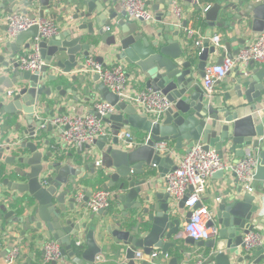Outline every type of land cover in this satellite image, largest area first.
<instances>
[{
  "label": "water",
  "instance_id": "obj_1",
  "mask_svg": "<svg viewBox=\"0 0 264 264\" xmlns=\"http://www.w3.org/2000/svg\"><path fill=\"white\" fill-rule=\"evenodd\" d=\"M59 1L0 0V16L2 11L12 12L14 5L22 4L23 11L31 16L37 14L30 9L37 7L39 16L44 17L45 12H49L68 27L39 40V52L46 63L41 72L22 69L17 62L18 51L28 48L31 40L40 36L37 24L14 37L6 35L4 47L0 46V110L3 113L0 125L11 122L6 116H23L27 122L23 132L30 139L20 144L22 151L15 147L12 154H8L11 139L4 138L0 142V227H4V220L23 223L25 230L31 229L34 236L43 239L47 231L61 243L64 260L71 264H94L102 248L95 239L94 228L87 221L79 220L85 217L81 209L85 208L92 192L85 191L81 201L77 197L84 171L92 169L88 177L95 176L91 181L102 182L101 187L105 189L113 188V199L124 210L121 217L109 208H100L94 216H109V220L116 222L112 228L107 226V230L121 244L119 253L124 251L129 264H151L154 258L150 261L147 258L155 248L166 254L170 247H178L181 225L189 221L192 214L191 209L183 216L179 212L186 208L184 202L188 195L174 203L165 185H160L152 196V169L157 170V183L161 184L167 172L176 168L169 148L171 141L175 142L176 149L182 148L183 141H187V150L199 141L205 149L214 148L221 157L237 149L243 150L242 156L244 148L250 147L258 159L254 178L264 181V65L250 61L244 66L240 60L230 67L226 74L236 83L222 99L207 95L199 82V77L205 76L211 54L218 52L216 63H221L225 56L234 57L240 51L239 47L232 50L228 41L212 42V28L220 10L245 4V28L258 32L264 28V0L212 3L205 13L206 36L195 53L192 48L182 46L187 36L181 40L175 37L180 33V26H187V20L174 23L176 17L170 9L174 0H146L154 11L152 20L132 18L125 9L117 8L118 0H67V6L57 16ZM186 2L189 5L192 0ZM82 30L86 32H80ZM93 41L110 47L106 53L131 65L146 88L161 91L172 105L161 118L153 120L133 104L119 100L100 79L99 73H93L96 83L93 90L101 92V98L114 105L116 111L101 115L94 106L91 108L92 113L101 116L109 125L110 134L83 143L79 147V153L83 154L76 165L66 162L64 153L42 148L50 145L49 137L44 143L42 137L53 132L54 126L50 122L43 126L45 117L40 113L54 115L55 110L46 105L59 102V98L52 96L54 90L61 96L66 92L77 94L75 85L65 86L67 81L78 80L77 74L66 76V73L73 68H84L81 58L90 55ZM238 41L241 45L245 43L244 38ZM195 56L197 64H194ZM95 57L106 64L102 54ZM51 66L55 71H51ZM9 89L13 90L12 95L7 94ZM16 126L21 130L20 124ZM129 128L134 134L123 136L122 129ZM3 163H17L18 166L7 171ZM12 171L17 174L15 179L10 178ZM214 174L227 181V196L208 221V225L217 226V232L208 239L195 240L187 236L185 241L203 249L214 264H259L261 257L252 258L256 248L248 252L243 249L244 236L255 227L253 215L258 208L255 195L252 191H244L235 171H231L238 183L234 189L225 170L219 169ZM4 187L21 194L30 210L26 216L14 209L7 210ZM199 205L197 203L194 208ZM105 239L109 241L108 237ZM138 252L145 258L137 261ZM6 253L7 250L3 254ZM171 263L176 264L177 258L172 257Z\"/></svg>",
  "mask_w": 264,
  "mask_h": 264
},
{
  "label": "built area",
  "instance_id": "obj_2",
  "mask_svg": "<svg viewBox=\"0 0 264 264\" xmlns=\"http://www.w3.org/2000/svg\"><path fill=\"white\" fill-rule=\"evenodd\" d=\"M120 6L132 17L138 19L142 17L152 20L154 13L146 0H118ZM201 7L203 15L210 7L211 3L204 0H195V5ZM172 10L177 20L182 21L185 7L177 0L173 1ZM7 31L9 35L30 27L33 24L39 26V37L33 39V46L30 50L21 53L17 57L18 65L22 69L31 72H41L45 66V60L39 52V40L41 38L52 37L59 33V23L53 18H43L39 15L31 16L21 11L10 12L5 16ZM185 34L193 39L192 48L195 51L202 44V36L193 26H185ZM215 44L220 43V35L214 34L211 37ZM244 64L254 61L255 63L264 62V28L258 31L256 36L248 42L234 57L225 56L221 63H209L205 68L203 77V87L207 95L213 96L215 85L225 77L227 70L239 61ZM51 71L55 67L51 66ZM88 72L99 73L100 79L119 96V100L133 104L139 112H143L153 120L161 118L165 110L172 105V102L161 91L151 88H137L129 81V74L126 67L121 62H109L103 64L94 55H89L82 69ZM8 95L13 94V90L7 91ZM93 106L101 114L114 113V105L104 99H96ZM50 122L57 130L56 143L52 146L57 154L65 152L67 148L80 147L83 143L91 141L95 137L110 134L109 125L101 116L94 113L68 114L57 113L51 117H45L43 126ZM130 132H123V136H130ZM258 159L250 147L244 149V154L235 162H225L220 154L214 149H205L197 141L189 150L177 158L176 168L167 172L164 177L166 190L172 197L174 203H178L183 196L188 195L184 204L187 209L192 210L189 221L185 222L183 231L187 236L195 240L208 239L217 232L216 225H208V221L213 216V210L204 202L202 196L206 189L209 177L217 170L235 171L236 177L249 191H253V181L255 176ZM84 194L79 192L77 197L82 199ZM114 197V190L102 187L96 188L89 196L86 207L89 211L96 212L100 208L108 209ZM220 200V198H217ZM200 203L199 206H194ZM243 249L248 252L263 243L261 234L255 230L248 232L243 239ZM2 241L0 240V245ZM44 255L41 264L51 263L52 261L62 262L61 243L55 239H48L44 242ZM20 253V247L13 245L9 254L5 258L4 264L13 263ZM157 252H152L148 257L155 258ZM143 253H137V260L143 258ZM167 255V254H166ZM192 257L193 252H188ZM145 256V255H144ZM98 260L100 256L97 257ZM205 257L198 258L194 264H203ZM117 264H129L124 260Z\"/></svg>",
  "mask_w": 264,
  "mask_h": 264
},
{
  "label": "crops",
  "instance_id": "obj_3",
  "mask_svg": "<svg viewBox=\"0 0 264 264\" xmlns=\"http://www.w3.org/2000/svg\"><path fill=\"white\" fill-rule=\"evenodd\" d=\"M179 3H181L185 7V11L183 14L182 19L187 20V25L188 26H193L194 28L197 29L198 34L202 36V40L206 36V32L208 30V24L207 20L204 18L198 23L195 24V22L191 18V14L193 9L195 8V0H192V2L187 5L186 0H177ZM219 2L227 3L228 1L231 0H218ZM235 3H238L239 0H232ZM152 2H155L153 0ZM67 0H60L59 1V7H57V16H60L62 14V9L67 6L66 5ZM53 4V2H51ZM212 4V3H211ZM116 6L119 9H122L118 1L116 2ZM151 8V5H149ZM163 6V4H161ZM236 7H229L227 9H221L218 15V20L216 25L212 28V35L214 34H219L220 35V43H223V41H228L230 42V48L232 50H237L242 49L248 42H250L257 34V32H253L250 29L245 28L246 26L244 25V15L247 13L245 9V4L244 5H238L235 4ZM172 6H170V9ZM24 6L21 5H14L12 12L14 11H23ZM152 10V8H151ZM163 10H166V8H163ZM1 11V10H0ZM31 12L36 13L39 15V10L37 7H33L30 9ZM29 11V12H30ZM153 11V10H152ZM10 13V12H9ZM27 13V12H25ZM154 13V11H153ZM8 14V12L2 11V14L0 16V46L4 47V41L6 40L5 37L8 34L7 31V24L5 19V16ZM43 18H53L59 23V33L62 30H65L68 28L64 22H59L57 18L52 17V14L49 12H45V15ZM174 23L176 24L181 23L180 20H177L176 18H173ZM172 21V22H173ZM96 28V27H95ZM82 33L86 32L85 30L80 31ZM185 34V29L184 27L180 26V33L178 36H175L178 39H182ZM14 37V36H12ZM245 39L244 44H239V39ZM13 39V38H12ZM99 41V40H98ZM33 46V40H31V45L28 48L22 47L18 53L17 57L19 54L24 53L28 50H30ZM185 49L193 48V39L187 37V41L182 45ZM105 43L103 42H98L91 44V49H90V55L96 56L97 54H102L105 56V63L109 62H121L123 65L126 67L128 74H129V81L133 84L134 87L137 88H144L145 85L143 81L138 77L135 73L134 68L131 67L127 62L124 60H118V58L115 57V55H110L106 53L105 50L109 49ZM5 56H7V53H4ZM219 53L216 52L214 54H211L209 56L208 64L216 62L217 57ZM88 56L82 57L81 60L84 61V64L87 61ZM197 56H195L194 64H197ZM258 65H264V62L262 63H257ZM244 66L246 64H243ZM58 71V70H57ZM77 74L78 80L75 82L73 81H67L65 83V86H70V85H75L77 88V94H73L70 92H66L63 96L59 95L56 90L52 93V96L54 98H59V102L57 103H46L47 106L50 107V109L55 110V114L57 113H68V114H84V113H91V108H93L94 101L98 98H101V92L93 90L92 86L96 84L93 79H92V74L94 72H88L84 70H79L78 68H73L70 73H66V76H70L71 74ZM203 77H199V82L201 86L203 87ZM236 82L232 80L231 75H225L224 78H222L216 85H215V91L214 95L215 97H218L219 99L224 98L226 95H228L229 91L232 90L233 85ZM64 86V87H65ZM0 114H3L0 110ZM44 117H51L48 112H43L40 113ZM6 118L12 119L9 124L5 123L0 125V142L4 141V138H10V147L11 149L8 150V154L15 153L14 148L19 147L22 142L29 141V137L23 132V130L27 126L26 120L23 118V116H18L17 118H10L9 116H6ZM20 124L21 130H18L16 125ZM129 131L130 133L134 134V130L132 128H129L127 130L122 129L121 133ZM2 132H5L4 135H2ZM58 130L54 127L53 132L46 133L42 137V141L44 143L45 138L50 139V145L49 146H42L44 149H53L52 146L56 143V136H57ZM187 141H183L182 148L176 149L175 148V142L171 141L169 143V148L170 152L172 153L171 155L175 159V163L177 162V158L182 155L184 152L187 151ZM20 151L22 149L19 147L17 148ZM245 149V148H244ZM80 148H67L65 152H61V154L64 155V159L66 162H72L76 165H79L77 163L78 159L82 156L81 153H79ZM243 152L242 149H237L235 152H230L227 151L224 153L222 159L225 162L228 163H233L235 162L240 156L241 153ZM71 154V156H69ZM4 169L5 170H13L16 168L18 165L17 163H3ZM29 167H26V169ZM92 172L91 170H85L84 175L82 180V184L80 185V188L78 190L79 192H82L85 194V191L90 190L93 192L96 188L101 187L102 182H95L91 181L92 177L95 176L94 174L91 177H88V175ZM151 184H152V191L153 194H155L157 187L160 185H165L164 180L161 184L157 183V179L159 178V175L157 174L156 169H152L151 171ZM227 176H229L227 179L228 181H231V187L234 189V187L238 184L235 180L234 177L231 174V171H226ZM17 174L16 172L12 171L10 178H16ZM143 177V176H141ZM226 178L219 176L217 174H212L209 179L208 183L206 186V189L203 193V200L204 202L214 211L215 208H217V205L220 203V201L224 200L226 198L227 194L225 191L226 188ZM253 188L254 190L252 193L255 195L254 202H258V208L256 212L254 213V218L255 220V227L254 230L259 232L263 238V243L261 249H257L254 254H252V258H257L261 257V260L259 264H264V181L260 182L256 179L253 181ZM244 191H247V189L244 186ZM4 190H6L7 194L3 195L5 200L7 201L6 207L7 210H16L19 212L21 215H27L30 210L27 209L28 205L25 204L24 198L21 196L20 193L13 191V190H8L6 187H4ZM1 196V195H0ZM1 198V197H0ZM217 198H220L218 200ZM82 200V199H78ZM79 205H76V208H79ZM82 212L85 214V217L82 219H79L80 221H87L90 227L94 228L95 232V239L97 243L101 246L102 251L101 253L98 254L100 256L101 260H98L96 258V262L94 264H117L121 261H128L126 259L124 251L122 253H119L121 244L117 243L116 240L112 237L111 233L107 230V226L109 228H112L111 225L116 224V222H113L109 220V216H104L100 215L98 218L95 217V212L89 211L87 207L81 209ZM187 208L180 209L179 212L182 214V216L185 214ZM111 212H115L119 215L124 212L123 208L120 207V203L116 200L113 199L111 203ZM122 217V215H121ZM31 224V226H33ZM185 222L182 223L181 225V230L179 231L177 238H178V247H170L167 251L166 254H162L161 251L157 248L153 250V252H157V256L154 258V262H150L151 264H172L171 259L172 257L177 258V263L176 264H194L198 258H203L205 257V261L203 264H214V262L210 259H207V255H205L203 249H198L196 245L190 244L185 241V237L187 235L184 233L183 228H184ZM4 227H0V240L2 241V244L0 245V264H4L5 258L9 254V250L13 245H18L20 247V253L17 259L11 263V264H22L24 262H27L28 260L31 261L28 262V264H41L42 260V253H43V248H44V242L48 239H53L50 237L49 233L47 231L44 232V235L46 236V239L43 238H37L34 236L32 233V230H25L24 224L23 223H17V222H11L10 220H4ZM103 235L104 236L103 238ZM105 237H108L107 241ZM77 241L79 239H76ZM179 249L183 250L180 251ZM7 250V253L4 255L3 253ZM191 251L193 252L192 257H189L188 252ZM97 256V257H98ZM145 258V256L143 255ZM147 257V256H146ZM150 261V258H147ZM140 261V260H137ZM58 264H71L67 260H63L62 262ZM85 264V262H84Z\"/></svg>",
  "mask_w": 264,
  "mask_h": 264
},
{
  "label": "trees",
  "instance_id": "obj_4",
  "mask_svg": "<svg viewBox=\"0 0 264 264\" xmlns=\"http://www.w3.org/2000/svg\"><path fill=\"white\" fill-rule=\"evenodd\" d=\"M204 1L208 3H214L217 2L218 0H204ZM191 18L195 22V24H198L204 18V15L201 11V7L198 6L197 4L195 5V8L192 11ZM109 210H111V205L109 207ZM47 264H51V263H47Z\"/></svg>",
  "mask_w": 264,
  "mask_h": 264
},
{
  "label": "flooded vegetation",
  "instance_id": "obj_5",
  "mask_svg": "<svg viewBox=\"0 0 264 264\" xmlns=\"http://www.w3.org/2000/svg\"><path fill=\"white\" fill-rule=\"evenodd\" d=\"M111 189V188H110ZM112 190H114V189H112Z\"/></svg>",
  "mask_w": 264,
  "mask_h": 264
}]
</instances>
